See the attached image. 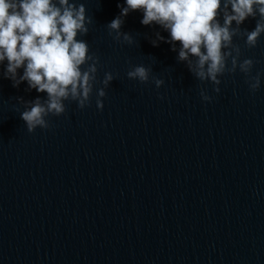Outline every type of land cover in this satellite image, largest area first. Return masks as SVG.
Listing matches in <instances>:
<instances>
[{
    "label": "water",
    "instance_id": "1",
    "mask_svg": "<svg viewBox=\"0 0 264 264\" xmlns=\"http://www.w3.org/2000/svg\"><path fill=\"white\" fill-rule=\"evenodd\" d=\"M75 2L93 21L77 39L99 57L98 79L114 80L103 110L94 89L90 106L65 101L29 132L18 98L47 94L13 87L0 63V264H264V75L253 94L238 69L225 73L216 93L169 43L153 46L170 34L143 12L123 18L132 44L109 35L126 0ZM245 39L234 37L240 60L264 73V34L254 48ZM141 65L148 82L128 79Z\"/></svg>",
    "mask_w": 264,
    "mask_h": 264
},
{
    "label": "clouds",
    "instance_id": "2",
    "mask_svg": "<svg viewBox=\"0 0 264 264\" xmlns=\"http://www.w3.org/2000/svg\"><path fill=\"white\" fill-rule=\"evenodd\" d=\"M126 5H118L120 15L107 25L116 41L133 43L132 36L121 31L123 18L132 11H141L143 25L157 24L170 34L165 40L157 32L151 41L153 46L161 41L169 43L172 51L178 50V62H185L199 81L210 82L214 92H220L219 77L234 74L237 69L245 75L250 92L254 94L260 88L264 73L252 75L256 62L250 58L240 60L241 48L234 37H246L248 48L257 46L264 34V0H126ZM221 14L222 24L218 19ZM248 18L256 19L251 31L240 27ZM92 22L84 4L75 0H0V63L7 60L4 77L13 82V87L26 81L28 90L47 94L43 100L37 97L25 102L18 98L25 105L21 119L29 132L37 127L47 129L45 117L62 115L65 101L77 102L80 109L90 106L94 89L96 106L103 110L102 98L114 76L106 72L99 80V57L90 54L85 40L77 39L88 34ZM21 68L23 75H18ZM150 71L142 65L134 66L127 77L146 83ZM163 83L155 80L157 88ZM101 84L103 87H97ZM200 96L205 102L213 99L203 89Z\"/></svg>",
    "mask_w": 264,
    "mask_h": 264
}]
</instances>
